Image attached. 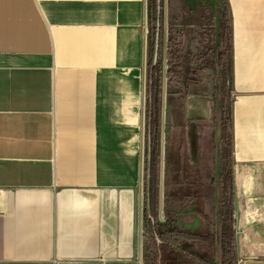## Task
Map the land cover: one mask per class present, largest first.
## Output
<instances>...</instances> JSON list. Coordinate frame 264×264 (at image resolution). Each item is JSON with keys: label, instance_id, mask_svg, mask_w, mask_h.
Instances as JSON below:
<instances>
[{"label": "crops", "instance_id": "obj_1", "mask_svg": "<svg viewBox=\"0 0 264 264\" xmlns=\"http://www.w3.org/2000/svg\"><path fill=\"white\" fill-rule=\"evenodd\" d=\"M149 1L0 0V264H143ZM228 5L236 264H264V0ZM165 109L205 171V98Z\"/></svg>", "mask_w": 264, "mask_h": 264}, {"label": "rangeland", "instance_id": "obj_2", "mask_svg": "<svg viewBox=\"0 0 264 264\" xmlns=\"http://www.w3.org/2000/svg\"><path fill=\"white\" fill-rule=\"evenodd\" d=\"M149 2L141 186L144 228L148 217L151 226H176L196 236L177 246L167 264H235L236 255L229 258L225 250L234 230L233 200L226 191L234 99L228 0H180L175 11L170 9L169 0ZM158 75L159 119L151 124L148 102ZM188 92L201 94L207 102V118L200 124L208 143L205 171L193 160L185 162L181 131L176 127L178 147L167 150V140L173 136L168 135L165 126L167 95ZM151 131L155 150L150 169ZM195 131L197 139L198 126ZM192 154H198L197 147ZM152 179L155 210L150 206ZM143 264H164L161 252L145 249Z\"/></svg>", "mask_w": 264, "mask_h": 264}, {"label": "trees", "instance_id": "obj_3", "mask_svg": "<svg viewBox=\"0 0 264 264\" xmlns=\"http://www.w3.org/2000/svg\"><path fill=\"white\" fill-rule=\"evenodd\" d=\"M161 40V33H159L158 41L160 43ZM154 86L151 88V96L150 101L148 102V108L150 113V119L151 124L155 120L159 119V102H160V85H161V79L158 75L154 80ZM151 140L149 142V168L151 169L152 161H153V151L155 150V146L153 145V132H150ZM155 139V137H154ZM228 185L226 186V191L230 193L232 200H233V175L232 171H228ZM155 203H156V189H155V181L154 179L151 180L150 183V206L152 207V210H155ZM149 218H146V239L149 242V247L152 251H160L161 252V259L164 264H167L168 256L172 254L174 251H176L177 246H179L183 241H188L190 239L196 238V236H193L186 231H184L182 228H178L176 226H168L165 228L151 226L149 223ZM235 243H236V237L233 230L232 237L230 239L229 243L225 244V250L227 257L230 258V256H235ZM235 261V260H234ZM231 264V263H230ZM236 264V261H235Z\"/></svg>", "mask_w": 264, "mask_h": 264}]
</instances>
